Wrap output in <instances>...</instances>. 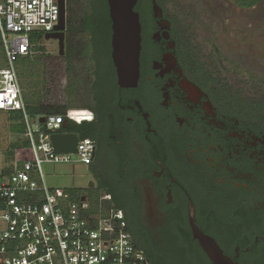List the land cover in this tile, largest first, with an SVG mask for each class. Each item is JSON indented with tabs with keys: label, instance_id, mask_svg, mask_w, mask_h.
<instances>
[{
	"label": "flooded vegetation",
	"instance_id": "flooded-vegetation-1",
	"mask_svg": "<svg viewBox=\"0 0 264 264\" xmlns=\"http://www.w3.org/2000/svg\"><path fill=\"white\" fill-rule=\"evenodd\" d=\"M167 1L136 0L138 80L121 87L111 23L109 35L82 31L86 18L110 22L107 0H64V53L54 40L57 51L46 64L61 69L80 59L86 41L93 65L92 98L82 108L92 114L91 187L75 188L76 196L97 205L109 195L132 242L154 264H213L194 238L190 210L225 260L264 264V61L261 75L250 56L240 61L230 80L218 48L196 53L187 16L169 11ZM244 1L232 0L243 10L264 0ZM54 75L66 84L68 73Z\"/></svg>",
	"mask_w": 264,
	"mask_h": 264
},
{
	"label": "built area",
	"instance_id": "built-area-1",
	"mask_svg": "<svg viewBox=\"0 0 264 264\" xmlns=\"http://www.w3.org/2000/svg\"><path fill=\"white\" fill-rule=\"evenodd\" d=\"M59 14L58 0H0L6 65L0 69V111L19 117L30 154L18 168L0 172V264H150L109 195L93 208L86 199L74 200L70 191L44 183L42 164L89 166L94 155V141L87 137L78 140L76 153H55L51 142L52 135L68 133L60 131L64 122H90L91 112L32 115L18 81L16 63L36 54V44L54 32Z\"/></svg>",
	"mask_w": 264,
	"mask_h": 264
},
{
	"label": "rangeland",
	"instance_id": "rangeland-1",
	"mask_svg": "<svg viewBox=\"0 0 264 264\" xmlns=\"http://www.w3.org/2000/svg\"><path fill=\"white\" fill-rule=\"evenodd\" d=\"M82 6L80 17L83 13ZM166 8L187 16V33H191L196 53L209 54L212 52L211 48H218L230 80L237 78L243 68L242 64H239L240 61H246L249 56L247 60L255 64L252 67L261 75L259 67L264 61V1L253 10L239 9L232 0H168ZM36 45L34 56L16 63L18 81L25 102L34 105L39 101L51 100L50 103L54 104V98L58 95V101L66 104L69 109L86 107L83 104H88L92 98L91 58L87 56L72 59L66 84L63 81V84H58L55 89L52 88V81L46 76L38 60L41 55L55 54L56 42L43 39ZM41 47L43 52L39 51ZM5 66L2 52L0 69ZM244 69L248 70L249 65ZM16 116L13 113L0 112V172L5 168H18L24 160L30 159L29 151L23 147V127ZM89 167L90 165L73 162L44 163L41 170L47 188L70 191L75 188L84 189L89 185L92 179Z\"/></svg>",
	"mask_w": 264,
	"mask_h": 264
},
{
	"label": "water",
	"instance_id": "water-1",
	"mask_svg": "<svg viewBox=\"0 0 264 264\" xmlns=\"http://www.w3.org/2000/svg\"><path fill=\"white\" fill-rule=\"evenodd\" d=\"M135 3L136 0H107L112 31L111 58L121 87H134L138 80L141 27L138 14L133 11ZM58 6L60 9L58 24L54 27V32L45 35V40H58V54L63 55V29L66 17L64 0H58ZM39 122L43 123V119ZM62 128H67V122L63 123ZM78 140L76 133H60L51 136L55 153H76ZM89 187H91L90 183ZM81 201H84V197ZM189 216L194 238L200 241L213 264H232L222 257L219 249L211 240L198 232L191 210Z\"/></svg>",
	"mask_w": 264,
	"mask_h": 264
},
{
	"label": "trees",
	"instance_id": "trees-1",
	"mask_svg": "<svg viewBox=\"0 0 264 264\" xmlns=\"http://www.w3.org/2000/svg\"><path fill=\"white\" fill-rule=\"evenodd\" d=\"M240 2V5L241 6H245V1L244 0H239ZM108 5V4H107ZM110 23L109 21L106 20V17H101L99 19H97V21H94L92 24H90V21L89 19H85L83 24H82V31H86V30H97V31H100L103 33V35L107 34L109 35L110 32ZM104 38L106 36H103ZM83 49H82V52L80 54V57L81 58H86L90 52H91V48H90V45H88V43L85 41V44L83 45ZM39 51H44V49L41 47ZM0 53H2V48H1V42H0ZM46 56L44 55H41L39 56V60L38 62L41 63V66H43V68L46 70V72L48 73L52 83V88H57V85L58 84H63V82H60L54 75V73L56 72H61L62 74H67L68 71H69V68H70V61L69 59L66 60L65 64H63L62 68L60 69V66L58 67V65H54L53 67H50L46 64ZM21 60V59H20ZM25 60V59H24ZM18 64L20 63L19 61L17 62ZM60 70V71H59ZM57 83V84H56ZM54 84V85H53ZM54 89V91H55ZM53 90V89H52ZM70 92H72L70 90ZM71 94V93H70ZM55 100V103L52 104L50 102H52L51 100H48V101H42V102H38L34 105H28L26 102H25V105H26V108H27V111L28 113L30 114H65L66 111L69 109L68 106L66 104H64L63 102L60 103L58 101L59 99V96L56 95V98H54ZM18 118V116H16ZM67 128L66 129H61L60 131L61 132H68V133H77V134H81V138H84V137H87V138H90L92 139V137L87 133V130L89 129L91 123L90 122H83L81 124H75L73 122H67ZM14 146V145H13ZM12 146V147H13ZM70 193H71V196L74 200L77 199V196H76V191L74 189H71L70 190ZM91 203V206L93 208H95L96 206V200H93L90 202ZM115 208V207H114ZM138 248V247H137ZM140 249V248H139ZM147 260L151 263V264H154L147 255H145Z\"/></svg>",
	"mask_w": 264,
	"mask_h": 264
},
{
	"label": "crops",
	"instance_id": "crops-1",
	"mask_svg": "<svg viewBox=\"0 0 264 264\" xmlns=\"http://www.w3.org/2000/svg\"><path fill=\"white\" fill-rule=\"evenodd\" d=\"M24 102H25V100H24Z\"/></svg>",
	"mask_w": 264,
	"mask_h": 264
}]
</instances>
